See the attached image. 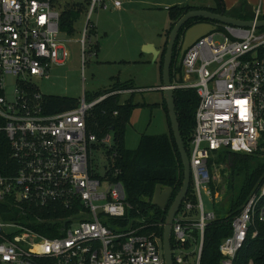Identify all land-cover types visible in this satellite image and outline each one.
I'll return each instance as SVG.
<instances>
[{
	"label": "built area",
	"instance_id": "2783aa9c",
	"mask_svg": "<svg viewBox=\"0 0 264 264\" xmlns=\"http://www.w3.org/2000/svg\"><path fill=\"white\" fill-rule=\"evenodd\" d=\"M100 1L90 0L87 21L96 5L106 7ZM62 10V0H0V131L9 146L0 167V264H164L160 238L143 232V219L127 216L130 204L116 180L112 135L98 139L86 123L95 104L133 89L48 112L47 95L31 82L64 63L66 50L58 38ZM260 15L257 5L250 27L219 24L196 40L183 54L182 81L172 83L198 96L188 154L195 202L184 198L175 214L173 264L201 263L204 229L216 217L204 211L200 196L201 189L212 200L216 195L209 159L221 149L254 153L263 140L264 27L254 23ZM87 21L79 39L82 72L87 57L95 55L86 46ZM4 74L15 76L12 101L2 95ZM96 148L105 154L104 175L93 162ZM104 181L106 190L100 188ZM257 191L231 219V232L218 245L219 264H235L247 243L264 242V184ZM33 210L63 215L32 218Z\"/></svg>",
	"mask_w": 264,
	"mask_h": 264
},
{
	"label": "trees",
	"instance_id": "16d2710c",
	"mask_svg": "<svg viewBox=\"0 0 264 264\" xmlns=\"http://www.w3.org/2000/svg\"><path fill=\"white\" fill-rule=\"evenodd\" d=\"M61 1V0H57ZM212 6L195 5H173L167 7L170 25L165 32V41L162 45L158 62L160 75L163 63V55L166 47L167 35L174 25L175 21L185 12L196 8H205L213 12L224 13L236 18L247 19L238 15L229 14L226 11L223 0H214ZM90 0L84 2H74L73 0H62L63 10L60 16V28L68 32L74 30L73 25L77 19L78 13L85 9ZM237 6H249L247 0H239ZM252 18V16H251ZM248 18V19H251ZM264 18V15L259 17ZM203 21L202 18H193L188 20L180 29L173 47V56L170 66V76L174 79L176 74H180L182 81L181 66L176 65L177 56L180 49L183 31L191 24ZM88 36L94 33V24L87 21ZM135 86L130 82L114 83L108 90L96 92L90 97L91 101L99 96L120 89H134ZM175 110L177 114L179 131L183 141L184 148L189 154L190 141L194 125V112L198 104V96L193 88H175L173 89ZM86 97V95H85ZM134 93L121 100L120 94H112L102 101L98 102L90 110L86 118L87 128L96 133L100 139L105 134L110 133L113 139V148L116 151L115 166L119 173L116 180H120L125 187L127 201L130 204L127 216L130 218H141L145 222L143 232L148 234L155 232L161 240L163 224L168 206L172 202L183 179V169L180 155L175 144L170 123L167 115L165 101H162V109L168 124L166 133L151 135L142 133L136 147L128 148L124 143V134L127 126L130 124L133 109L140 105V102L134 101ZM77 99L68 96L49 95L45 98V105L48 112L61 111L72 108L76 105ZM116 111L117 114H113ZM1 124V121H0ZM263 140L260 142L258 150L254 153H235L227 149L218 150L215 158L209 159L210 171L217 162H225L228 169V191L226 195L231 194L227 200V206L224 213L216 214L215 219L207 223L204 229L203 245L200 264H219L220 254L218 245L221 239L231 232V219L236 215L246 200L264 184V133ZM9 146L7 139L0 131V167L8 159ZM212 173V172H211ZM156 184L169 186L172 189L166 207L161 209L152 205L148 200L151 199ZM211 185V183H210ZM236 185L237 188H236ZM213 193L214 189L211 186ZM225 195V196H226ZM186 199L195 202L192 194V185L190 183ZM148 199V200H147ZM215 200V199H214ZM61 212L39 213L33 210L30 217L39 216L52 219L62 216ZM35 227V226H34ZM46 235H54L44 228H40ZM172 244V239H171ZM249 259H253L255 264H264V242L256 239L247 243L238 253L235 264H247Z\"/></svg>",
	"mask_w": 264,
	"mask_h": 264
},
{
	"label": "rangeland",
	"instance_id": "374dc122",
	"mask_svg": "<svg viewBox=\"0 0 264 264\" xmlns=\"http://www.w3.org/2000/svg\"><path fill=\"white\" fill-rule=\"evenodd\" d=\"M84 2V0H73ZM115 0H102L106 8L95 6L90 22L96 25L97 34L86 39L88 50L90 45H96L97 55L87 57L81 70V52L79 39L87 21L90 3L82 12L78 13L72 32L60 29L58 38L66 50L62 65H52L47 77H30L36 89L44 95H60L81 100L90 95L108 90L114 83L132 81L133 85L142 90L134 93V101L140 105L133 109L131 123L124 134V143L128 148L136 147L142 133L157 135L166 133L168 124L165 114L160 107L162 93L157 89L148 87L158 86L160 83V70L158 62L150 55L144 53L141 42L149 41L155 45H162L165 40L164 31L169 26L167 7L173 5H207L215 4L214 0H116L120 7L113 5ZM229 14L240 17H253L252 10L260 5L261 15H264V0H247L251 6H237L239 0H223ZM234 1V2H233ZM229 3V4H228ZM118 8V9H117ZM120 8V9H119ZM253 8V9H252ZM123 10V11H119ZM260 15V17H261ZM15 91V76L3 75L2 95L7 101H12ZM86 97H85V95ZM126 96H121V100ZM92 158L97 171L105 174L106 163L103 148H96ZM211 186L218 196L220 187L227 182L228 169L225 162H217L212 166ZM238 185H236L237 188ZM108 182L100 186L106 190ZM226 195V194H225ZM223 196L220 201L211 199V195L201 189L200 196L205 212L214 211L217 215L225 212L227 200L231 194ZM221 215V214H220ZM174 253H179L175 249Z\"/></svg>",
	"mask_w": 264,
	"mask_h": 264
},
{
	"label": "water",
	"instance_id": "95a60500",
	"mask_svg": "<svg viewBox=\"0 0 264 264\" xmlns=\"http://www.w3.org/2000/svg\"><path fill=\"white\" fill-rule=\"evenodd\" d=\"M202 18L203 21H198L190 26L186 27L182 34L181 44L179 53L176 60V65L181 66V60L184 52L188 47H190L196 40L203 37L204 35L216 31L219 24H229L241 27H250L253 23L250 19H241L233 16L226 15L224 13H217L210 11L205 8L191 9L185 12L178 20L175 21L174 25L170 29L167 39L166 47L163 55V63L161 68V90L163 98L166 105L167 115L170 123V129L177 146L180 160L183 169V179L181 186L179 187L176 195L174 196L172 202L168 206L167 213L165 216L162 238H161V250L164 264H173L171 256V227L183 199L185 198L189 186H190V166L188 153L186 152L183 141L179 131V124L177 119V114L175 110V102L173 96V82H179L180 74L177 73L174 79L170 76V66L173 56V47L180 29L183 25L190 19ZM255 23L256 27H264V18L257 20ZM228 177V175H227ZM228 182L224 183L218 192V196L215 201H220L222 197L228 191ZM172 192L171 187L163 186L161 184H156L154 188L153 195L150 200H148L152 205L158 206L161 209L166 207L170 194Z\"/></svg>",
	"mask_w": 264,
	"mask_h": 264
},
{
	"label": "crops",
	"instance_id": "0c3cea01",
	"mask_svg": "<svg viewBox=\"0 0 264 264\" xmlns=\"http://www.w3.org/2000/svg\"><path fill=\"white\" fill-rule=\"evenodd\" d=\"M234 2V1H233ZM113 3V2H112ZM229 4V3H228ZM190 5H193V4H190ZM224 5H225V2H224ZM195 6H209V4H207V5H195ZM250 6V5H249ZM115 7H118V6H115ZM120 7V6H119ZM225 7H226V5H225ZM251 7V6H250ZM103 8V7H102ZM106 8V7H105ZM121 8V7H120ZM119 8V9H120ZM118 9V8H117ZM253 9V8H252ZM254 10V9H253ZM253 10H252V13H253ZM119 11H123V10H119ZM262 13V12H261ZM170 25V24H169ZM168 28H169V26L168 27H166V29H165V31H164V34H165V32L168 30ZM94 35L95 34H97V31H96V25L94 24V33H93ZM93 34H91V36H93ZM90 36V37H91ZM164 38H166V37H164ZM165 41V40H164ZM164 41H163V43H164ZM163 43H162V45H163ZM162 45H155L154 43H152V42H149V41H142L141 42V46H142V49H143V51H144V53H146V55H150V56H152L153 57V59H154V62H157L158 60H159V57H160V53H161V49H162ZM91 47H93V49L91 50V51H95L96 50V47H97V41H96V45H90ZM90 51V50H89ZM90 51V52H91ZM97 51V50H96ZM95 55H97V52H95ZM91 57V56H90ZM131 83H132V81H131ZM133 84V83H132ZM134 86V85H133ZM150 88H152V89H157V90H160L161 91V93H162V90L160 89L161 88V75H160V83H159V85L158 86H155V87H148V89H150ZM133 89V88H132ZM139 90H142L140 87H134V89H133V92H131V93H128V94H120L122 97L123 96H126V97H128L130 94H132V93H136L137 91H139ZM116 91V90H115ZM108 93H110V92H108ZM84 95H85V93H84ZM162 95V100L160 101V107L162 108V101L164 100V98H163V94H161ZM163 110V109H162ZM164 112V111H163ZM165 114V113H164ZM130 121H131V119H130ZM131 123V122H130Z\"/></svg>",
	"mask_w": 264,
	"mask_h": 264
}]
</instances>
